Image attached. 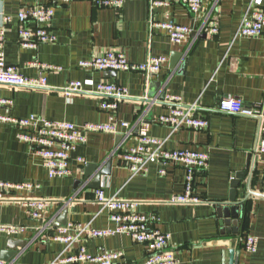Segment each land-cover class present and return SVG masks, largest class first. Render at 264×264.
Instances as JSON below:
<instances>
[{
  "label": "crops",
  "instance_id": "obj_1",
  "mask_svg": "<svg viewBox=\"0 0 264 264\" xmlns=\"http://www.w3.org/2000/svg\"><path fill=\"white\" fill-rule=\"evenodd\" d=\"M250 1L204 0L197 15L177 0L156 7H150L148 0H125L120 9L97 8L85 0L59 4L53 6L50 28L56 41L28 49L19 45L17 13L50 2L0 0V26L4 17L10 18L4 25L6 64L24 77L46 79L45 89L0 85V99L12 101L1 113L15 118L35 115L76 126L105 124L112 116L118 125L125 122L130 127L118 128L116 134H87V142L71 154V175L49 179L41 158L17 138V129L0 123V181L38 186L31 192H11L9 200L0 202V225L25 228L12 235L0 232V260L3 254L16 253L3 262L86 264L59 262V256L68 257L75 251L64 252V244L53 236L59 228L72 224L96 230L115 228L109 212L101 211L95 200L97 189L91 187L96 175L109 165V174L100 179L104 196L136 202V212L156 216L154 227L170 235L176 264H264V155L255 154L258 122L216 110L227 97L240 99L248 108L264 102V34L257 38L236 35L242 20L251 17ZM206 18L218 22V33L212 37L206 34ZM149 21L186 26L190 34L181 46L173 45L165 31L150 28ZM109 50L124 52L134 64L149 56L165 57L166 62L149 79L135 71L100 72L79 67V62ZM43 66L59 67L60 71ZM69 81L80 82L82 92L64 95L62 88ZM102 81L127 90L129 98L121 101L117 110L100 108L103 97L96 90ZM169 96L179 97L184 105H195L196 116L207 120L208 126L171 133L157 122L171 109L165 102ZM142 126L149 137L164 141V149L208 154L207 168L193 176V196L198 203L169 202L184 189L186 172L180 165L166 167L163 176L157 164L132 175L122 155L138 144ZM86 166H93L88 174ZM244 171L246 176L236 189L243 217L236 234L225 233L218 223L217 205L228 202L232 176ZM32 200L47 202L42 219L29 215L27 203ZM248 235L257 240L253 254L243 250ZM78 246L91 255L119 252L122 258L115 264H142L146 257V248L124 234L82 236L74 248Z\"/></svg>",
  "mask_w": 264,
  "mask_h": 264
},
{
  "label": "built area",
  "instance_id": "obj_2",
  "mask_svg": "<svg viewBox=\"0 0 264 264\" xmlns=\"http://www.w3.org/2000/svg\"><path fill=\"white\" fill-rule=\"evenodd\" d=\"M80 0H48V6H33L21 10L17 13L19 23L18 39L22 48L35 49L39 44H52L56 37L51 31V22L54 16L53 6L67 5ZM97 8L120 9L125 0H85ZM185 6L193 15H197L204 0H177ZM150 7L168 5V0H148ZM263 0H251V17L244 18L237 30L236 35L247 38H257L264 34V7ZM10 21L9 17H4L0 26V85L16 88L45 89L46 79L27 78L19 73L14 66L7 65L4 55L5 30L4 25ZM206 34L214 36L218 33V22L206 18L204 20ZM150 28H160L165 31L168 40L173 45L181 46L186 42L190 29L186 26L176 25L172 22L155 23L149 21ZM165 57L149 56L147 60L140 64L129 62L126 54L122 51L109 50L99 57L79 62V67L85 70L100 72L135 71L144 74L149 79L157 74L164 63ZM46 69L60 71L59 67L43 66ZM81 83L69 81L62 88L64 95L81 93ZM96 94L103 97L100 105L102 110H117L118 104L129 98L125 88L102 81L97 87ZM165 102L171 105L168 114L158 117L157 122L167 126L171 133H176L183 128L204 129L208 126L205 119L196 116L195 105H184L179 97L169 96ZM12 106V101L0 99V109H7ZM221 113L237 115L245 118H254L258 122L257 143L255 154L258 157L264 155V102L256 104L251 108L245 107L240 99L223 98L217 108ZM0 123L8 124L17 129V138L32 147L34 153L42 160V167L45 169L47 177L62 178L71 175L68 168L72 152L79 145L87 142V134L104 133L116 134L118 128L129 129L125 122H115L112 116L108 123H86L76 126L70 122L49 121L35 115L26 118H15L9 114L0 112ZM138 144L128 152L123 153L122 159L133 176L146 172L150 164H157L161 167L159 174L165 175V168L170 165H180L186 172L183 192L173 196L169 202L172 204H194L199 199L193 196V176L196 171L207 168L208 154L192 150H167L164 149V141L151 138L147 135L145 126L138 130ZM129 136V133L126 134ZM81 161V160H79ZM38 186L31 182L10 183L0 181V202L9 200L11 192H31ZM95 200L101 206V211L107 210L110 220L115 223V228L91 229L88 226L66 225L58 230L54 235V240L64 244V252L73 250L75 253L68 257H60L61 263H86V264H115L122 258L119 252H106L98 255L89 254L83 246L74 248L82 236L91 238H103L124 234L135 243L146 248V257L142 264H176L177 259L170 246V235L161 232L154 224L158 221L156 216L146 215L136 212V202L119 200L114 197L106 198L103 191H95ZM31 208L28 213L36 220L42 219L47 202L43 200H32L27 203ZM50 224L47 225V227ZM22 226L0 225V232L5 234H18L23 232ZM42 230H45L43 228ZM41 230V231H42ZM257 249V240L253 236H246L243 241V250L247 254H253ZM0 264H5L0 260Z\"/></svg>",
  "mask_w": 264,
  "mask_h": 264
},
{
  "label": "water",
  "instance_id": "obj_3",
  "mask_svg": "<svg viewBox=\"0 0 264 264\" xmlns=\"http://www.w3.org/2000/svg\"><path fill=\"white\" fill-rule=\"evenodd\" d=\"M93 166H86V174H88L89 170ZM254 169V168H253ZM255 170V169H254ZM109 174V165L107 166L106 170L100 171L98 175H96L93 184L91 187L96 188L97 190L100 189V179L101 176H105ZM246 176V172H241V173H236L234 176H232V181L230 184L231 191L230 195L228 198L227 203H220L218 204L217 208V218H218V223L221 226V231L225 233H234L236 234L237 231V226L239 224V220L242 219L243 217V209L242 207L236 203V189L240 183L241 178ZM11 254H3L2 260L1 261H6L10 258H13L16 256V253Z\"/></svg>",
  "mask_w": 264,
  "mask_h": 264
},
{
  "label": "trees",
  "instance_id": "obj_4",
  "mask_svg": "<svg viewBox=\"0 0 264 264\" xmlns=\"http://www.w3.org/2000/svg\"><path fill=\"white\" fill-rule=\"evenodd\" d=\"M244 220V219H243Z\"/></svg>",
  "mask_w": 264,
  "mask_h": 264
}]
</instances>
